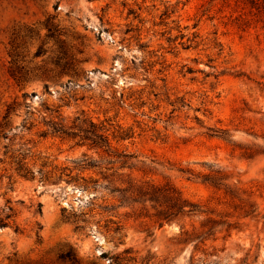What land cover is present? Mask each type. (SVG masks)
<instances>
[{"label":"rangeland","instance_id":"1","mask_svg":"<svg viewBox=\"0 0 264 264\" xmlns=\"http://www.w3.org/2000/svg\"><path fill=\"white\" fill-rule=\"evenodd\" d=\"M59 114L131 135L110 143L135 167L52 134ZM100 171L169 182L201 212L161 226L102 212L117 202L80 178ZM8 213L0 264H264V13L251 0H0Z\"/></svg>","mask_w":264,"mask_h":264},{"label":"trees","instance_id":"2","mask_svg":"<svg viewBox=\"0 0 264 264\" xmlns=\"http://www.w3.org/2000/svg\"><path fill=\"white\" fill-rule=\"evenodd\" d=\"M251 2L258 11L264 13V0H251ZM9 109L10 107L8 108L7 114ZM7 114L4 118H6ZM48 126L52 134L62 138H78L81 143L87 142L90 146L101 149L108 156H114L118 162L117 169H132L135 167L134 163H128L132 158L131 154L124 151L117 152L114 149L112 150L110 136L117 141L131 137L128 133L120 131L119 127L109 131L110 127L97 124L83 114L75 116L70 124L64 123V118L59 114L57 120H49ZM253 154V146L245 147L242 152V156L246 158H251ZM106 162L111 163V160H107ZM101 163V160L86 159L80 163V168L82 170L93 167L99 168ZM17 169L18 171H22L24 176H31L33 174L31 170L22 164H19ZM100 173L101 176L99 178L101 181L83 176H80V178L83 181V188H104L117 202L116 205L99 206L102 212H109L114 207L129 208V213H132L135 216L134 218L149 219L158 223L159 226L163 222L179 221L183 216L195 215L201 212L197 203L184 198L179 190L169 182L156 184L152 181H141L132 178L122 180L118 178L120 181L116 184L111 177L112 174H106L104 171H100ZM121 175L120 173L119 176L122 177ZM204 180L212 187L219 189V183L216 181V178L208 177ZM8 209L12 211L11 207H8ZM11 216L12 213H8L0 217V227L6 226ZM108 223L114 224L111 228L115 232L121 228L118 222H114L111 219L108 220ZM61 257L69 258L73 262L76 261L71 249L67 250Z\"/></svg>","mask_w":264,"mask_h":264}]
</instances>
